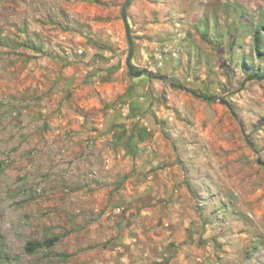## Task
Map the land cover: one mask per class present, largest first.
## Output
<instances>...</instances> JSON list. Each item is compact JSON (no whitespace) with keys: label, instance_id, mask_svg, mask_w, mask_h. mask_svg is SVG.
Wrapping results in <instances>:
<instances>
[{"label":"rangeland","instance_id":"374dc122","mask_svg":"<svg viewBox=\"0 0 264 264\" xmlns=\"http://www.w3.org/2000/svg\"><path fill=\"white\" fill-rule=\"evenodd\" d=\"M19 4L0 0V264H94L112 245L122 264H264V0ZM24 55L69 56L76 87L116 112L59 167ZM89 199L107 200L92 229Z\"/></svg>","mask_w":264,"mask_h":264},{"label":"crops","instance_id":"0c3cea01","mask_svg":"<svg viewBox=\"0 0 264 264\" xmlns=\"http://www.w3.org/2000/svg\"><path fill=\"white\" fill-rule=\"evenodd\" d=\"M19 1L20 4L17 7L22 14L29 11L34 15L38 10L34 0L28 4L24 0ZM65 43L47 42L48 46H51L55 51H60ZM19 63L18 73L28 80L23 87L24 96L33 98L31 107L35 114L38 135L53 143L57 167L64 165L65 161L73 159L76 155L78 156L84 149L87 138L103 132L112 125L116 112L104 107L99 99V94L87 93L76 87V84H79L78 79L82 71H79L78 65L74 68L69 56L24 55L20 58ZM73 69L78 71H73ZM73 75L78 77L77 80L73 79ZM69 176L67 179L71 180L73 176L71 174ZM79 191L87 192L86 188H80ZM80 203L82 207H85V213L88 214L90 222L88 229L97 227L95 224L97 221L107 219V216H101L100 220H90L92 217H98L94 214L106 207L107 200L92 201L89 199ZM92 237L93 240L96 237L93 243L96 244L100 241L95 232ZM92 239L89 240L93 241ZM116 248V245H112L111 248L96 247L102 251L106 258L103 257L101 262L93 263L122 264L118 262Z\"/></svg>","mask_w":264,"mask_h":264},{"label":"water","instance_id":"95a60500","mask_svg":"<svg viewBox=\"0 0 264 264\" xmlns=\"http://www.w3.org/2000/svg\"><path fill=\"white\" fill-rule=\"evenodd\" d=\"M127 7H128V3L126 2L122 6V9L120 12V15H121V18H122V21L124 24L127 43H128V52H127V56L125 58V64H126V67L129 71V73L132 76L137 77V76L142 75L145 70H134V65L131 62L133 52H134V45H133V41H132V37H131V33H130L129 23H128L127 16H126ZM258 163L264 164V162L261 159H258Z\"/></svg>","mask_w":264,"mask_h":264},{"label":"built area","instance_id":"2783aa9c","mask_svg":"<svg viewBox=\"0 0 264 264\" xmlns=\"http://www.w3.org/2000/svg\"><path fill=\"white\" fill-rule=\"evenodd\" d=\"M94 146H93V142H92V139L88 140V142L86 143V147H85V150H84V157L86 155H89V153L92 152ZM83 157V156H82ZM88 176L94 180H99V175L96 171H92L91 173L88 174Z\"/></svg>","mask_w":264,"mask_h":264},{"label":"trees","instance_id":"16d2710c","mask_svg":"<svg viewBox=\"0 0 264 264\" xmlns=\"http://www.w3.org/2000/svg\"><path fill=\"white\" fill-rule=\"evenodd\" d=\"M263 29H264V24H263ZM255 43H256V46L257 47H259V43L257 42L258 40H257V36L255 37ZM58 239V237L57 236H55L51 241H55V240H57ZM29 250H32L31 248H30V244H28L27 246H26Z\"/></svg>","mask_w":264,"mask_h":264},{"label":"bare ground","instance_id":"6f19581e","mask_svg":"<svg viewBox=\"0 0 264 264\" xmlns=\"http://www.w3.org/2000/svg\"><path fill=\"white\" fill-rule=\"evenodd\" d=\"M4 217H5V216H3V218H2V219H4ZM0 221H1L2 225H3V224H4L3 220H0Z\"/></svg>","mask_w":264,"mask_h":264}]
</instances>
